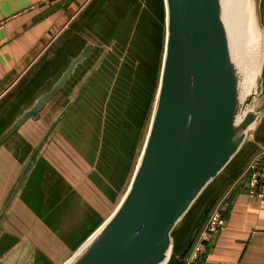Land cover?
<instances>
[{"label": "crops", "instance_id": "0c3cea01", "mask_svg": "<svg viewBox=\"0 0 264 264\" xmlns=\"http://www.w3.org/2000/svg\"><path fill=\"white\" fill-rule=\"evenodd\" d=\"M114 1L0 0V137L52 89L86 46L92 48L51 99L67 95L65 108L47 107L50 100L37 120H27L0 145V264H36L40 259L64 264L109 217L100 220L107 202H118L107 178L114 177L118 187L122 169L117 175L118 168L114 164L112 170L110 163L108 171L101 170L109 147L100 124L91 120L99 114L85 107L91 93L70 92L71 79L97 50L91 36L115 35L124 46L135 38L136 46L138 39H149L154 62V52L164 49V19L157 0L161 24L146 38L144 31L150 29L137 6L125 1L114 20ZM141 61L144 66L150 62L147 55ZM70 99L77 100L76 107ZM251 132L238 162L243 172L220 201L224 226L209 238L198 264H264V198L246 194L247 164L264 148V116ZM100 174L106 175V183Z\"/></svg>", "mask_w": 264, "mask_h": 264}, {"label": "water", "instance_id": "95a60500", "mask_svg": "<svg viewBox=\"0 0 264 264\" xmlns=\"http://www.w3.org/2000/svg\"><path fill=\"white\" fill-rule=\"evenodd\" d=\"M250 1L262 65L254 92L244 98L224 0H163L159 83L131 180L114 211L64 264H168L172 231L264 116V108H252L263 90L261 0ZM91 50L86 46L52 89L0 137V145L27 120L38 119ZM202 220L173 264L182 263Z\"/></svg>", "mask_w": 264, "mask_h": 264}, {"label": "rangeland", "instance_id": "374dc122", "mask_svg": "<svg viewBox=\"0 0 264 264\" xmlns=\"http://www.w3.org/2000/svg\"><path fill=\"white\" fill-rule=\"evenodd\" d=\"M125 1L133 4L134 7L137 6L139 14L144 16V21L146 20L150 29L147 32L144 31V36L146 38L147 36H152L151 29L153 26H155V30L158 31L161 23L157 9V0H115L114 9H116V11L112 15L114 20L118 18L117 11H120V7L123 6L122 4ZM261 17L264 28V3L261 6ZM162 28L165 41L164 20L162 22ZM108 31L110 32V28ZM124 35L125 32L122 33V36ZM115 37V35H109L106 39L103 37L96 38L91 36V44L95 45L97 50L95 52L93 51L92 55L81 65L70 83L71 93H80L81 95L91 93V97L87 96V106L85 107L92 108L99 114L97 116L92 114L91 120L93 122L97 121V123L100 124L99 133L103 140L105 138L108 142L109 147L107 150L108 156H103V160H101V170L105 172L106 170L108 171L110 163L112 164V170L114 169V164L116 168H118L117 175L119 174V167L122 169L123 179L121 180L116 177L121 184L118 185V187L116 186L117 184L114 177L113 179L107 178V187L109 190H112V188L115 189L116 194L119 196L117 204L112 205L107 202L106 208L102 204L99 206L101 209L105 208L100 214L101 222L114 211L121 197H123L122 195H124L127 190L137 164L154 107L163 55V47H161L159 54L157 53L158 56L154 52L153 62L151 40L148 39L147 42L143 43L141 39H138L136 46L135 38L134 44L131 46L125 44L124 46V44H120V41H117ZM136 49L146 54L138 53ZM146 55L149 57V61L152 59L148 66H144L141 61L146 58ZM78 73L79 75H77ZM262 79L264 87V70ZM153 83L154 94L152 91L150 92ZM67 102V95L61 94L58 95L57 98L51 100L47 107L64 109ZM69 102H71V107H76L77 100L70 99ZM252 108L254 110L264 108V100L258 97L254 100ZM91 124L93 126L95 125L92 122ZM252 134V132L249 133L244 146L248 144L247 142L250 140ZM97 171L99 172V170ZM110 174L113 176L112 172ZM100 176L103 180L106 177L104 174H100ZM221 179L222 177L219 175L207 189L202 192L205 195V205H197L192 214L189 213L202 195L199 196L198 200H196L187 212V214L189 213L188 217L185 218L186 214L172 231V250L170 258L178 254L176 250L181 247V243L178 245V240L180 239V242H184L189 238L194 224L198 219L197 217L205 209L207 204L210 203L212 198L215 197V199H217V195L221 194ZM121 186L122 190L120 191ZM225 198L226 196L224 195L222 199L218 200V204H222L220 201H223ZM225 204H227V201H225ZM172 234L174 235L173 237ZM173 245L175 250H173ZM41 261L43 260L40 259L36 261V264H44Z\"/></svg>", "mask_w": 264, "mask_h": 264}, {"label": "bare ground", "instance_id": "6f19581e", "mask_svg": "<svg viewBox=\"0 0 264 264\" xmlns=\"http://www.w3.org/2000/svg\"><path fill=\"white\" fill-rule=\"evenodd\" d=\"M227 23L234 39V60L245 98L253 93L262 65L261 40L250 0H224ZM227 25V24H226ZM255 125H253L251 130Z\"/></svg>", "mask_w": 264, "mask_h": 264}, {"label": "built area", "instance_id": "2783aa9c", "mask_svg": "<svg viewBox=\"0 0 264 264\" xmlns=\"http://www.w3.org/2000/svg\"><path fill=\"white\" fill-rule=\"evenodd\" d=\"M260 97L264 100V87ZM248 180L246 194L250 199L264 198V148H260L247 164ZM220 203L208 214L205 223L198 229L191 246L181 264H198L207 252L209 238L224 226Z\"/></svg>", "mask_w": 264, "mask_h": 264}, {"label": "trees", "instance_id": "16d2710c", "mask_svg": "<svg viewBox=\"0 0 264 264\" xmlns=\"http://www.w3.org/2000/svg\"><path fill=\"white\" fill-rule=\"evenodd\" d=\"M264 3V0H262L261 1V6H262V4ZM159 4H160V8H161V19L163 20L164 19V9H163V1L162 0H160L159 1ZM153 89H154V83H153ZM243 148L240 150V152L234 157V159L229 163V165L223 170V172L220 174L221 175V177L223 178V182H222V184H221V187H222V191H221V194L219 195H217V199H215V197L214 198H212V200L210 201V203L209 204H207V206L205 207V209L200 213V215L197 217L198 219L196 220V222H195V224H194V228H193V230H192V232H191V234H190V236H189V238L188 239H186L184 242V245L188 242V240L190 239V237H191V235H192V233H193V231H194V229H195V227H196V225H197V223H198V221L200 220V218L202 217L203 218V220H202V223H201V225H200V227L205 223V221H206V218H207V216H208V214L212 211V209L213 208H215V206L218 204V200L219 199H222L223 198V196H224V194H225V191L228 189V187H230L231 186V184L241 175V173L243 172V168L242 169H239L238 167H239V165H238V162H239V159H240V157L242 156V152H243ZM241 165V164H240ZM240 167H243V166H240ZM207 189V188H206ZM225 189V190H224ZM224 190V191H223ZM205 191V190H204ZM203 191V192H204ZM202 195V196H201ZM200 196V198H199V200H198V202L191 208V210L189 211V213H191L192 214V212L194 211V209H195V207L197 206V205H200V206H202V205H205L204 204V199H205V195H204V193H202ZM188 213V214H189ZM188 214L186 215V217L185 218H187L188 217ZM190 214V215H191ZM174 235L172 234V237H173ZM173 242H174V240H173ZM180 239L178 240V245H180ZM183 245V246H184ZM183 246H181L180 247V249H178V250H176L177 251V253L178 254H176L175 256H172L171 258H170V260H169V262H168V264H173V261L177 258V256L180 254V252L182 251V249H183ZM173 250H175V247H174V245H173Z\"/></svg>", "mask_w": 264, "mask_h": 264}]
</instances>
